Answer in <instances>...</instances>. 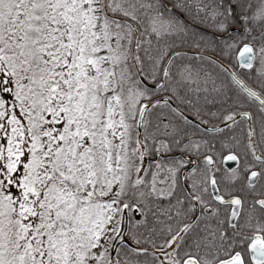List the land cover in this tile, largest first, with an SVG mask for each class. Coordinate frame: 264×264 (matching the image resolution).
<instances>
[{
	"label": "snow or ice",
	"instance_id": "1",
	"mask_svg": "<svg viewBox=\"0 0 264 264\" xmlns=\"http://www.w3.org/2000/svg\"><path fill=\"white\" fill-rule=\"evenodd\" d=\"M0 264H264V0H0Z\"/></svg>",
	"mask_w": 264,
	"mask_h": 264
},
{
	"label": "flooded vegetation",
	"instance_id": "2",
	"mask_svg": "<svg viewBox=\"0 0 264 264\" xmlns=\"http://www.w3.org/2000/svg\"><path fill=\"white\" fill-rule=\"evenodd\" d=\"M163 239H164L163 236H161V237H159V238L157 239V248H159V246L162 244ZM148 247H149V251H152V250H153V249L151 248L150 245H149ZM158 255H159V253H158Z\"/></svg>",
	"mask_w": 264,
	"mask_h": 264
}]
</instances>
